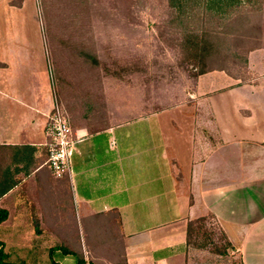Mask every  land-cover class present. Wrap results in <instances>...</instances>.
<instances>
[{
    "label": "crops",
    "instance_id": "1",
    "mask_svg": "<svg viewBox=\"0 0 264 264\" xmlns=\"http://www.w3.org/2000/svg\"><path fill=\"white\" fill-rule=\"evenodd\" d=\"M13 13L0 11V264H264V81L205 73L191 94L199 107L72 126L79 140L58 178L47 164L56 95L45 44ZM202 217L226 250L190 242Z\"/></svg>",
    "mask_w": 264,
    "mask_h": 264
},
{
    "label": "rangeland",
    "instance_id": "2",
    "mask_svg": "<svg viewBox=\"0 0 264 264\" xmlns=\"http://www.w3.org/2000/svg\"><path fill=\"white\" fill-rule=\"evenodd\" d=\"M240 8L239 14L249 16L244 18L246 34L242 40L231 37L226 46L239 47L241 55H226V50L225 59L214 61L224 70L206 73L224 72L246 83H260L264 81V0H245ZM16 9L23 13L29 37L45 44L55 95L71 126L89 130L184 104L199 107L202 98L191 97L198 90V68L184 61L177 38L189 30L237 28L229 24L231 15L177 18L167 0H0V11L11 21ZM200 113L210 119L208 112ZM205 221L196 224L190 242L226 250L229 246L215 220ZM122 255L116 245V262Z\"/></svg>",
    "mask_w": 264,
    "mask_h": 264
},
{
    "label": "trees",
    "instance_id": "3",
    "mask_svg": "<svg viewBox=\"0 0 264 264\" xmlns=\"http://www.w3.org/2000/svg\"><path fill=\"white\" fill-rule=\"evenodd\" d=\"M245 0H167L168 7L177 14V18L184 20L200 14H216L219 16L231 15L229 24L235 25V30L227 31H208V30H189L183 36L177 38V45L184 56V61L198 68L196 76L212 71L214 69L224 70L223 66H214V61L225 59L226 55L233 54L235 57L241 55L239 47L228 48L227 41L232 37L234 40H242V35L246 34L245 19L249 16L239 14L241 4ZM239 12V13H238ZM235 13V16L232 14ZM243 18V19H242ZM182 19V20H183ZM241 27L238 29V27ZM227 50V54L224 55ZM244 59H247L245 57ZM99 129L90 130L91 132ZM7 213L0 209V222L4 220ZM119 213L116 212V219ZM206 218L202 217L189 223L190 238L191 228L195 223L203 222ZM226 239V237L224 236ZM190 240V239H189ZM227 245L230 246V242Z\"/></svg>",
    "mask_w": 264,
    "mask_h": 264
},
{
    "label": "built area",
    "instance_id": "4",
    "mask_svg": "<svg viewBox=\"0 0 264 264\" xmlns=\"http://www.w3.org/2000/svg\"><path fill=\"white\" fill-rule=\"evenodd\" d=\"M45 133L47 136V164L54 176L60 178L71 169L73 154L78 138L64 106L55 99L54 107L48 116Z\"/></svg>",
    "mask_w": 264,
    "mask_h": 264
}]
</instances>
